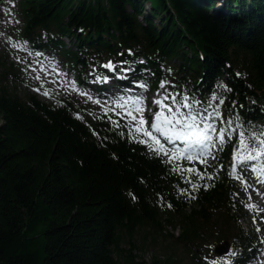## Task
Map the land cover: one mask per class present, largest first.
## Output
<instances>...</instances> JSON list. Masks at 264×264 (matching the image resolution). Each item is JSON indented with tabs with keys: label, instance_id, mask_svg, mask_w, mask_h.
Here are the masks:
<instances>
[{
	"label": "trees",
	"instance_id": "1",
	"mask_svg": "<svg viewBox=\"0 0 264 264\" xmlns=\"http://www.w3.org/2000/svg\"><path fill=\"white\" fill-rule=\"evenodd\" d=\"M20 11L19 41L59 54L78 84L113 76L152 91L167 79L203 102L217 92L223 118L264 128V0H20ZM22 81L0 54V264H209L208 238L248 245L228 174L235 137L193 190L121 115L21 95ZM160 238L159 253L141 257Z\"/></svg>",
	"mask_w": 264,
	"mask_h": 264
},
{
	"label": "snow or ice",
	"instance_id": "2",
	"mask_svg": "<svg viewBox=\"0 0 264 264\" xmlns=\"http://www.w3.org/2000/svg\"><path fill=\"white\" fill-rule=\"evenodd\" d=\"M17 46L26 49L27 42H17L13 45ZM104 67L111 69L115 66L109 62ZM138 87L145 91L148 88L143 83ZM170 87L167 81L160 82L159 89L163 90L162 94L152 100V104L156 106L155 111L147 107L143 95L129 96L127 99L116 98L122 101L116 106L125 109L122 119H126V123L123 126L129 128V135L133 141L145 145L150 153L172 165L173 172L187 173V182L191 184L193 190H199L201 185L194 183L191 178L212 180L214 177L208 172V168L211 167L209 160H216V154L223 152L225 145L231 144L235 137L233 163L228 174L240 181L245 192L250 188L254 189L244 176L245 170L253 173L257 184L264 185V128H246L238 115L234 118H223L220 106L225 101L217 92H213L207 102H203L187 93L169 91ZM217 88L230 91L226 85H217ZM44 95H48V92H44ZM107 111L105 110L106 114ZM146 112L148 116L145 115ZM112 123L116 127L121 126L118 121ZM181 161H186L192 166L182 167ZM193 162L204 165V170L197 169ZM254 190L260 194L259 189ZM181 192H187V189H181ZM248 200H252L251 193ZM244 206L253 212V224H256L258 219L264 222L262 214L264 210L259 209L255 203H245ZM256 230L261 231L259 227ZM211 264H224V261L212 260Z\"/></svg>",
	"mask_w": 264,
	"mask_h": 264
},
{
	"label": "rangeland",
	"instance_id": "3",
	"mask_svg": "<svg viewBox=\"0 0 264 264\" xmlns=\"http://www.w3.org/2000/svg\"><path fill=\"white\" fill-rule=\"evenodd\" d=\"M151 8V2L148 1L145 5V10L149 11ZM161 17V15H155L156 23L160 21ZM23 26L24 18L20 11V0H0V54L15 61L19 65L23 81L22 83H18L17 90L21 95H25L27 92L33 93L48 103H51L54 98L58 96L67 97L84 105L88 114L92 112H105V110H108L107 112L116 111L123 115L125 109L116 106L117 103H121L122 101H118L116 98L123 97L127 99L129 96L136 95H143L146 98V105L148 108L152 109L156 107L152 104V100L158 98L163 90L149 93L142 92L138 88L139 82L126 85L125 87H120L117 85V82L114 84L110 82L108 83L109 85L105 86L103 89H98L97 81L91 80L86 83V86H83L78 84L75 77L69 74L59 54L54 55L47 49H32L30 47L21 49L18 46L13 47L17 42H20L19 35ZM9 37L11 39H9ZM64 41L67 46H72V42L67 36L64 37ZM37 53L40 55H37ZM108 60L109 59H105L103 65L109 64L106 62ZM164 81L167 80L165 79ZM37 89H39V91H37ZM46 91L48 95H44ZM89 97H91V99H89ZM97 101H100V103H97ZM129 107L131 106L129 105ZM145 115L147 116V112ZM249 173L252 172L250 170H245L244 176L254 185L253 182H256V179L253 181L254 178ZM247 175H250V177H247ZM237 187V196L241 211L239 214L240 223L236 226H238V228L241 227L245 232H249V239L251 241L249 243V248L246 250V253L242 248L234 249L235 245L229 244L227 253L218 255L214 252V248L224 243V239L215 240L213 238H208V240L203 243V253L205 258L208 259L209 264H211L212 260L219 262L222 259L224 263L235 261L231 264H264V252L256 253V257L251 256L256 246H263L260 239H264V235L262 234L264 229H261L264 223L258 219L257 223L253 224V212L244 206L245 203H252L255 199L257 200L260 197L255 196L254 200L249 201L248 195L250 189L248 192H245L238 180ZM262 200L264 201V198H262ZM257 227L261 229L260 232H257ZM170 230L174 235L179 233L178 227L174 230ZM228 239L230 240V238H226V240ZM159 242L162 244L161 238L156 244H147L144 250L139 251L141 257L150 259L153 254L159 253ZM233 252L235 255H231ZM243 252L246 254L239 259L240 254H243ZM238 254L239 257L235 259Z\"/></svg>",
	"mask_w": 264,
	"mask_h": 264
},
{
	"label": "bare ground",
	"instance_id": "4",
	"mask_svg": "<svg viewBox=\"0 0 264 264\" xmlns=\"http://www.w3.org/2000/svg\"><path fill=\"white\" fill-rule=\"evenodd\" d=\"M255 177L253 179V181H255ZM254 185H256V187L259 189V193L257 194V192L255 191V193L252 195V200H254L255 196H258L260 198H258L257 200L255 199L254 203L257 205L258 208H260L261 210H264V201L262 200V198H264V185L261 184H257L256 182H253ZM264 223V222H263ZM262 230L264 229V224H262ZM262 234L264 235V231L262 232ZM264 239H260V242L263 243V246H256L255 251L253 253H251V256H255L256 257V253L258 252H264ZM262 261V260H260Z\"/></svg>",
	"mask_w": 264,
	"mask_h": 264
},
{
	"label": "water",
	"instance_id": "5",
	"mask_svg": "<svg viewBox=\"0 0 264 264\" xmlns=\"http://www.w3.org/2000/svg\"><path fill=\"white\" fill-rule=\"evenodd\" d=\"M229 242L226 241L224 244L217 245L215 247V252L218 254H224L228 251Z\"/></svg>",
	"mask_w": 264,
	"mask_h": 264
}]
</instances>
